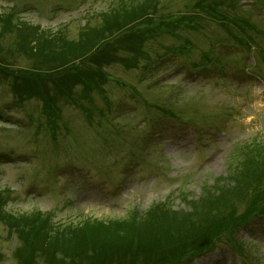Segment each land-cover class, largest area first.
<instances>
[{"label":"rangeland","instance_id":"1","mask_svg":"<svg viewBox=\"0 0 264 264\" xmlns=\"http://www.w3.org/2000/svg\"><path fill=\"white\" fill-rule=\"evenodd\" d=\"M149 1L0 0V19L14 18L6 45L15 40L10 33L17 26L77 41L85 27L100 28L107 16L117 14L122 22L124 9L136 13L151 3L165 16L135 30L146 41V62L129 69L117 62L132 57L114 52L116 63L102 72L109 76L102 92L80 100L94 113L91 120L60 101L56 141L45 126L42 102L17 103L0 79V189L10 193L8 213L40 211L59 225L97 221L107 228L145 219L157 205L165 215L153 225L174 231L170 209L188 211L185 197H202L218 180L230 178L248 147L264 145V0L253 6L245 0ZM203 1L240 25L199 17L194 7ZM181 46L185 52H173ZM8 52L3 56L14 68L32 69L30 60ZM212 60L224 64L227 75L206 71L194 79L190 70ZM183 64L180 73L168 75ZM239 238L254 247L257 264H264V219ZM18 244L0 227L2 264H16ZM228 254L218 250L193 264H242Z\"/></svg>","mask_w":264,"mask_h":264},{"label":"trees","instance_id":"2","mask_svg":"<svg viewBox=\"0 0 264 264\" xmlns=\"http://www.w3.org/2000/svg\"><path fill=\"white\" fill-rule=\"evenodd\" d=\"M194 10L199 17L217 20L222 25L227 22L240 25L239 19L228 18L226 12L219 13L216 5L205 1L198 2ZM126 11L122 22L114 14L107 16L100 28L85 27L77 41H67L61 34H39L38 29L31 30L24 25L10 33L15 40L6 45L3 38L8 33L5 31L10 29L9 22L14 18L10 15L0 19V79L10 85L20 102L33 99L42 102L45 126L50 128L54 141L62 118L60 101L82 109L87 119H92V110L80 100L90 101L91 93L102 92V83L109 77L102 72L116 63L114 52L124 51L125 56L132 57L117 62L129 69L147 60L146 41L142 32L135 30L155 25L165 16L157 15L151 3L144 5L140 12ZM178 50L186 51L183 46ZM6 51L11 57L30 60L32 69L14 68L3 56ZM79 86L81 92L77 91ZM248 149L230 178L218 180L197 200L183 199L188 211L170 209L172 214L168 216L177 222L174 226L178 229L173 228L174 231L167 226L153 225L165 215L157 205L145 219L136 216L130 223L107 228L97 221L59 225L51 215L40 211L16 216L6 211L9 194L1 189L0 226L7 230L9 238L15 237L19 243L13 253L16 264H188L216 249L221 238L227 239L226 245L245 264H251V247L239 241L236 234L264 216V145ZM177 230L187 243L180 241L182 235ZM4 259L0 250V264Z\"/></svg>","mask_w":264,"mask_h":264}]
</instances>
